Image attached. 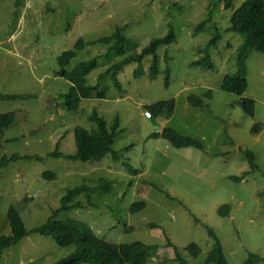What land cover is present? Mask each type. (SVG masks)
<instances>
[{"label":"rangeland","instance_id":"1","mask_svg":"<svg viewBox=\"0 0 264 264\" xmlns=\"http://www.w3.org/2000/svg\"><path fill=\"white\" fill-rule=\"evenodd\" d=\"M244 1L232 0L226 8L225 0H0V114H14L0 135V236L10 233L11 205L30 230L60 206L67 189L86 185L94 190L75 198L84 206L58 218L81 220L109 242L156 246L145 264H216L206 263L214 240L205 225L228 264H242L250 253L264 258V54L250 50L239 63L244 37L229 29L232 12ZM117 27L126 39L123 55L108 51V44L87 43ZM170 29L175 41L157 47L154 78L150 54L141 63H125L115 77L106 71ZM215 35L211 68L195 65L205 56L199 49ZM80 38L86 43L67 69L95 59L86 80L104 96L82 98L76 109L66 110L64 96L72 85L57 73V58ZM240 66L244 93L222 90L224 77ZM246 98L253 100V115L243 108ZM170 99L169 116H144L146 105ZM94 111L108 126L118 121L112 142L118 160L109 153L87 161L50 155L75 154L74 128L95 129L89 119ZM165 127L198 139L202 148H176L153 136ZM246 151L254 154L256 168ZM141 201L143 208L129 211ZM223 204L229 205L226 216L219 214ZM192 242L200 247L197 256L185 250ZM74 250L29 233L3 251L0 264H54Z\"/></svg>","mask_w":264,"mask_h":264},{"label":"trees","instance_id":"2","mask_svg":"<svg viewBox=\"0 0 264 264\" xmlns=\"http://www.w3.org/2000/svg\"><path fill=\"white\" fill-rule=\"evenodd\" d=\"M18 1V0H17ZM232 0H225V7L231 6ZM206 21L199 23L196 27V32L200 30ZM231 31L243 35L244 44L239 48V63L244 61L246 54L250 50H255L264 54V0H245L237 9H235L230 17ZM219 40L218 35L212 37L209 43L203 48L199 49L200 52L205 54L204 58L194 61L195 65L206 66L211 68L212 63L210 60L209 49L216 41ZM95 41L108 44V51H114L117 55H123L126 48V39L122 33L121 28H116L114 33L110 36L102 37L99 40L87 42L93 44ZM175 41V35L172 29L168 34L162 37L152 38L149 44L143 48L139 53L126 55L123 60L115 63L106 71L113 70L112 76L115 77L116 72L122 68L125 63L134 61L141 63L145 55H152L151 63V78L157 74L158 56L156 49L160 45H166ZM83 39L76 41L73 49L63 52L58 56L59 69L57 73L67 79L71 83L68 93L64 96V107L66 110H74L78 107V103L82 98L100 97L103 98V92L98 89V84L90 85L87 83L86 75L95 67V59L90 61H79L72 68L67 66L71 60L75 58L76 52L83 48L85 45ZM242 66V65H241ZM232 74L224 77L221 83V89L227 92L242 95L247 87V80L242 67ZM140 68L137 69L139 72ZM191 102L195 106L201 107L199 99L190 97ZM253 100L246 98L242 100L244 110L253 115ZM153 116L166 115L169 116L174 110V100L160 101L154 104L146 105ZM89 119L93 121L96 128L88 130L82 126L74 128L75 141L77 151L75 154L63 155L57 151L52 152V156H65L70 159H80L82 161L98 160L105 154L112 155L114 160H118L119 152L112 149V142L117 132L118 121L115 118L114 123L108 126L106 120L94 111ZM14 120L13 112L0 114V135L3 130L8 127ZM259 126L253 125V131L257 133ZM153 136H161L165 138L170 145L176 148L180 147H198L202 148V143L195 138L184 136L178 131L170 127H165L160 132L155 131ZM249 164L256 168L254 161V154L251 151L245 152ZM16 157V156H13ZM12 157V158H13ZM127 168L132 171L131 165L126 163ZM48 174V175H47ZM44 173V176H53L52 172ZM243 176L231 177L234 181H240ZM94 190V188L86 185H80L71 189H67L61 197L60 206L53 210L52 214L47 220L33 229H26L21 219L19 211L11 205L7 210V221L10 227V233L0 236V256L3 251L11 245L19 242L23 237L29 233H38L43 236L50 237L60 246L74 245L75 250L59 259L54 264H145L149 259L151 253L156 249V246L147 244L142 241L136 240L130 243H113L99 237L96 232L85 222L73 218H58L61 211L69 210L72 208H82L84 204L79 200L75 201L77 196L85 192ZM88 204L93 206L94 202L90 196L87 198ZM145 203L135 202L131 204L129 211L134 212L143 208ZM229 213V205L223 204L219 207V214L226 216ZM209 236L214 240L212 248L206 258V263L228 264L226 257L223 253L222 245L217 238L215 232L209 226L205 225ZM175 248L176 258L184 263L181 252ZM191 255L197 256L200 247L192 242L185 247ZM264 262V258L258 254L250 253L248 258L242 264H258Z\"/></svg>","mask_w":264,"mask_h":264},{"label":"built area","instance_id":"3","mask_svg":"<svg viewBox=\"0 0 264 264\" xmlns=\"http://www.w3.org/2000/svg\"><path fill=\"white\" fill-rule=\"evenodd\" d=\"M143 114L147 118L151 117V115H152L151 112L148 109H146Z\"/></svg>","mask_w":264,"mask_h":264},{"label":"bare ground","instance_id":"4","mask_svg":"<svg viewBox=\"0 0 264 264\" xmlns=\"http://www.w3.org/2000/svg\"><path fill=\"white\" fill-rule=\"evenodd\" d=\"M118 28V27H117ZM261 170V169H260Z\"/></svg>","mask_w":264,"mask_h":264}]
</instances>
